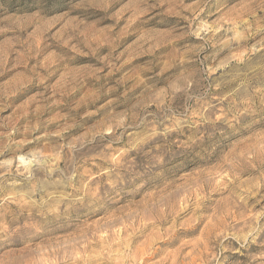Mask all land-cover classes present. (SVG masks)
<instances>
[{
  "label": "rangeland",
  "instance_id": "obj_1",
  "mask_svg": "<svg viewBox=\"0 0 264 264\" xmlns=\"http://www.w3.org/2000/svg\"><path fill=\"white\" fill-rule=\"evenodd\" d=\"M0 264H264V0H0Z\"/></svg>",
  "mask_w": 264,
  "mask_h": 264
}]
</instances>
